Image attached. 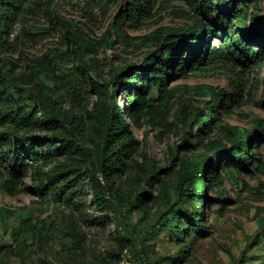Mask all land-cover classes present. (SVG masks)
<instances>
[{
    "label": "rangeland",
    "instance_id": "1",
    "mask_svg": "<svg viewBox=\"0 0 264 264\" xmlns=\"http://www.w3.org/2000/svg\"><path fill=\"white\" fill-rule=\"evenodd\" d=\"M3 2L10 4L6 18ZM189 2L153 0L152 12L138 18L131 15L132 0L0 1L5 36L0 84L14 102L0 101V172L12 170L9 148L26 158L23 178L14 180L17 189L0 188V264H115L123 247L127 253L120 264H264V47L254 45V54L263 57L260 64L245 67L222 55L224 46L216 39L211 46L220 50L218 59L197 72L186 52L169 72V100L159 101L153 89L148 112L138 118L132 113L143 80L155 76L152 56L162 58L158 38L193 26ZM235 5L247 24L264 20V0ZM211 13L212 20L227 22L217 1ZM226 30L240 33L235 22ZM68 69L105 85L109 95L122 73H140L125 79L117 94V106L140 146L115 185L97 171L104 122L88 113L98 97L89 89L85 109L78 108L51 81ZM213 94L219 102L212 112ZM47 98L84 118L90 152L60 155L44 144L37 145L35 156L25 155L21 140L13 137L15 124L4 126L2 117L14 116L17 104L30 115L39 110V99ZM203 114L210 122L205 131L199 125ZM45 134L41 122L20 136L29 146ZM241 148L251 163L244 172L236 168ZM221 151L233 161L219 160ZM202 157L212 159L214 167L199 177L189 172L183 183L180 166H193ZM87 170L102 185V206ZM63 174H70L69 182L76 179L64 183L72 186L73 196L55 189ZM199 207L204 221L184 227L178 218H192Z\"/></svg>",
    "mask_w": 264,
    "mask_h": 264
},
{
    "label": "trees",
    "instance_id": "2",
    "mask_svg": "<svg viewBox=\"0 0 264 264\" xmlns=\"http://www.w3.org/2000/svg\"><path fill=\"white\" fill-rule=\"evenodd\" d=\"M2 1V0H0ZM21 4L23 0H17ZM26 1V0H24ZM220 4L221 11L223 12L224 19L212 20L211 10L214 9V2ZM243 0H190L189 4L192 8L193 26L177 29L174 34L160 36L157 44L160 46L162 58H158L155 54L152 56V65L155 67V76L151 80H143L141 88V101L138 102L132 110L133 115L138 118L148 112L149 99L148 96L153 89L158 90L159 101L167 102L170 98V93L167 91V78L169 72L173 71L176 61L182 57L186 52L189 53V61L192 64L193 71H202L204 65L212 63L214 59H218L219 49L211 46V42L218 39L224 46L222 55L227 56L231 61H235L245 67L252 65H259L263 57L254 54V45L264 47V20L252 21L247 24V17L243 16V11L240 10L237 4ZM153 0H132L131 15L139 18L143 13H151L153 9ZM3 10L5 18L8 15L10 4L3 2ZM236 23L239 32L226 30L227 26H232ZM119 24V23H118ZM117 24V25H118ZM70 26V24H67ZM3 31L0 22V44L5 43ZM200 35L198 38L197 36ZM86 40H82L85 43ZM193 45V48H188V43ZM186 71L184 62L182 63ZM114 79L116 78L117 71L113 72ZM140 76V73H135L133 76L130 73H122L121 80H116L112 86V93L109 95V89L105 85H101L92 78L85 80L82 75L74 70L68 69L67 72L54 73L51 81L54 83L55 88H59L69 97L75 106L85 109L84 97L90 89L97 97L98 100L94 104L92 112L89 115H99L104 122V136L99 143V159L97 162L98 174L102 176L106 184L115 185L120 180L128 169V160L138 151L140 140L135 136L128 119L125 114L117 106V94L125 86V79ZM0 101L6 104L14 103L12 96L6 91L4 86L0 84ZM219 102V96L213 94L211 106L212 112L216 110ZM39 110L32 114H27V109L24 106L16 105L15 115L12 117H2V124L5 126L9 123L15 124L14 139L21 140L20 144L24 147V153L28 157L36 155L37 145H46L47 147L54 148L60 155H77L82 156L90 152L86 148L87 139V124L82 116H78L75 111L66 110L64 106L51 99H39ZM199 121L200 130L205 131L210 125L208 114H203ZM42 124L47 127L48 134L40 136L39 143L34 145H26L21 132L33 131L37 125ZM1 140V137H0ZM87 150V151H86ZM247 151L241 148L240 158L236 164V168L244 172L250 166L249 158L243 156V152ZM9 161L12 166L10 173L0 172V188L12 193L17 189L14 180H21L24 176L26 169V158H22L10 148L8 150ZM234 156L228 152L221 151L218 155L219 160L225 159L231 161ZM84 161H88L86 156ZM233 161V160H232ZM86 166V165H85ZM213 166V161L209 157H202L193 166L184 163L180 166V178L183 183L193 173L197 176L208 170ZM91 170L86 172L91 178L92 190L95 196L96 203L100 206L103 205L102 199V185L99 183ZM12 177H9V176ZM70 174H63L56 178L54 183L55 189L61 195L69 194L73 196L72 186L68 184ZM75 178V177H74ZM72 178V182L76 179ZM70 181V182H71ZM69 182V183H70ZM208 192L205 190L202 196V201L207 202ZM201 208L197 211L192 218L182 219L179 217L184 227H199L204 219L201 216ZM72 229L75 230V224H72ZM74 237L77 241L79 233L76 231ZM126 247L114 256L115 264H120L123 258V252Z\"/></svg>",
    "mask_w": 264,
    "mask_h": 264
},
{
    "label": "built area",
    "instance_id": "3",
    "mask_svg": "<svg viewBox=\"0 0 264 264\" xmlns=\"http://www.w3.org/2000/svg\"><path fill=\"white\" fill-rule=\"evenodd\" d=\"M125 253H127V251Z\"/></svg>",
    "mask_w": 264,
    "mask_h": 264
}]
</instances>
